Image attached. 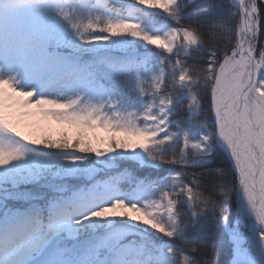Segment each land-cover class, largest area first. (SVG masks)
<instances>
[{
  "label": "snow or ice",
  "instance_id": "obj_1",
  "mask_svg": "<svg viewBox=\"0 0 264 264\" xmlns=\"http://www.w3.org/2000/svg\"><path fill=\"white\" fill-rule=\"evenodd\" d=\"M192 3L0 0V264H264V0Z\"/></svg>",
  "mask_w": 264,
  "mask_h": 264
},
{
  "label": "trees",
  "instance_id": "obj_2",
  "mask_svg": "<svg viewBox=\"0 0 264 264\" xmlns=\"http://www.w3.org/2000/svg\"><path fill=\"white\" fill-rule=\"evenodd\" d=\"M203 0H193L192 7L195 6V4L201 3ZM217 2L222 3L224 7H227V0H217ZM261 41L264 42V34L261 35ZM207 102L205 101V104ZM203 118V117H202ZM167 167V166H166ZM217 167H223L228 171V179H232V173L228 166V161L226 158L222 156H217L213 160V164L210 165V168L215 169ZM205 179L209 182L208 188L211 189V184L213 181V177L211 175L206 174ZM228 254L227 251L224 248H206L201 249L200 253L197 255V260L199 261V264H228Z\"/></svg>",
  "mask_w": 264,
  "mask_h": 264
}]
</instances>
